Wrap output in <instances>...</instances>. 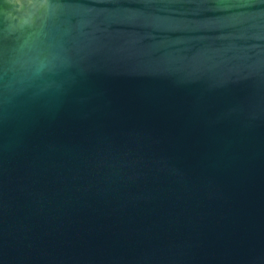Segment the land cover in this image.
<instances>
[{
    "label": "water",
    "instance_id": "95a60500",
    "mask_svg": "<svg viewBox=\"0 0 264 264\" xmlns=\"http://www.w3.org/2000/svg\"><path fill=\"white\" fill-rule=\"evenodd\" d=\"M0 264H264V0H0Z\"/></svg>",
    "mask_w": 264,
    "mask_h": 264
},
{
    "label": "clouds",
    "instance_id": "9594fccd",
    "mask_svg": "<svg viewBox=\"0 0 264 264\" xmlns=\"http://www.w3.org/2000/svg\"><path fill=\"white\" fill-rule=\"evenodd\" d=\"M43 69H44V66H43V65H40V66H38V67L35 69V73H36V74H39L41 71H43Z\"/></svg>",
    "mask_w": 264,
    "mask_h": 264
}]
</instances>
